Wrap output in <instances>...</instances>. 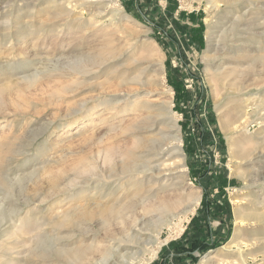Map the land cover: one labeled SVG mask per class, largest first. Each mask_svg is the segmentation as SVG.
Listing matches in <instances>:
<instances>
[{
	"label": "rangeland",
	"instance_id": "obj_1",
	"mask_svg": "<svg viewBox=\"0 0 264 264\" xmlns=\"http://www.w3.org/2000/svg\"><path fill=\"white\" fill-rule=\"evenodd\" d=\"M67 1L0 0V88L10 87V92L0 93V105L5 103L4 107L0 106V142L19 136L22 142L15 147L24 153L21 157L11 158L9 164L6 158L0 159L4 161H0V264H43L42 251L49 256L44 264H72L67 255L60 254V248L68 247L66 250H70L80 246V242L73 244L75 242L70 239L73 228L69 225L62 226L64 229L59 228L55 222L71 211L73 199L81 200L84 208L90 207L89 210L97 213L99 209L96 204L103 202L100 196L118 185L123 164H129L127 159L123 163V154L135 149V153L145 150L137 148L135 137L130 132L112 129L111 124L120 119L116 121L111 118L108 109H96V122H85L68 112L84 98L101 92L104 99L128 93L134 102L147 97L153 104L161 103L164 95L157 82L161 62L165 67V87L173 91L172 116L178 119L182 138V158L186 167L179 175L186 179L185 187L188 190L199 189L202 197L194 215L181 225L177 223L179 228L183 226L182 232H176L177 229L163 232L162 240L167 242L156 259L148 264H200L206 257L213 256L205 264H241L237 249L228 253L222 251L233 239L239 225L235 214L238 205L232 201L234 197L241 199L239 207H242L245 215L246 223L242 227L243 256L249 264H264V154L257 155V161L252 163V157L245 152L239 153V147L231 150L228 138L237 135L221 126V114H232L243 107L252 114L248 106L253 103L264 108V59L260 61L257 58L264 55V0H233L232 3L217 0L215 8H209L207 0H115L122 8L121 14L113 11L108 0H75L74 4L82 3L79 13L83 11V22L58 27L67 36L56 38L57 35L50 31L55 29V24L64 21L56 23V20L49 18L61 12L60 3ZM32 13L36 18H30ZM123 14L126 20L122 18ZM33 21L43 22L40 27L44 31L39 33V26L30 28L27 25ZM81 25L89 42L78 52H72L73 32ZM109 28L111 31H108ZM35 32L38 34L35 35ZM41 34L46 37L45 43L42 40L36 43L37 36ZM21 36L22 42L25 37L28 44L17 46ZM110 39L124 57L118 66L113 67L117 70L115 76L111 75L110 84L121 85L119 92L109 93L117 86L105 85L103 89L96 86L109 78L111 68L99 78L81 77L82 86L75 92L76 95L63 89L67 88L64 85L68 86V90L74 89L71 83L75 77H70L71 80L50 78L45 73L54 66L68 69L78 61L90 63L89 56L96 57L101 45L110 42ZM5 42H8L6 46ZM224 45L229 50L225 52V57L232 58L241 68L238 71H242L241 74L236 73L234 78L241 80L244 93L233 88L231 90L219 82L214 76V62L205 60L214 59L217 50ZM81 55L86 60L81 59ZM135 60L138 64L134 63ZM148 65H151V70L143 75L142 82L146 85L140 89V86L131 83L130 78ZM23 72L27 75L41 74L38 85L29 89L21 82L19 89L17 84L26 75ZM173 82L178 83L181 96L177 95ZM131 89H136V92L131 93ZM147 93L150 94L147 96ZM249 117L250 136L254 142L260 143L259 150L264 153V121L255 122L256 116ZM125 120L126 124L127 120L129 123V119ZM168 123L166 120L162 125ZM84 127L83 132L76 133ZM156 132L158 130L148 134L153 137ZM247 149L251 147L247 145ZM109 151L112 152V160L105 161ZM231 152L236 155L232 156ZM127 179L120 181L121 186L127 184ZM117 191L123 192L125 189L119 188ZM85 200L88 201L87 206ZM182 208H177L175 213H180ZM98 218L95 221L87 220L91 227L81 224V228L93 229V232L102 235L98 231L99 226H96ZM32 228L33 231H30ZM80 229H76L79 232L74 234L77 240L81 238ZM199 246L210 249L206 252H187V249ZM181 247L186 249L184 253H174L175 249L178 252ZM147 254L146 251L142 252L133 263L147 264L146 260L150 258ZM192 259H196L195 262H190Z\"/></svg>",
	"mask_w": 264,
	"mask_h": 264
},
{
	"label": "bare ground",
	"instance_id": "obj_2",
	"mask_svg": "<svg viewBox=\"0 0 264 264\" xmlns=\"http://www.w3.org/2000/svg\"><path fill=\"white\" fill-rule=\"evenodd\" d=\"M73 1H75V0H68L65 3L61 2L60 3V5L62 6L61 12H59V13L53 12L56 15L53 14L54 16L52 15L49 18L51 20H56L57 21V22L55 21L56 23L64 21V23L55 24L54 25L55 29H52L50 31V33L53 32L54 34L57 35L56 38L61 37V35L67 36L65 34V31H62L61 29H59L61 27H64L65 24L70 25L73 22H80V24H81L83 22L82 21L83 20L82 16L84 15L83 11H81L82 13H79L80 12L79 7L82 6V3H75L74 4ZM108 1L112 4L111 7L115 13H119V14L122 13V8L117 5L115 0H108ZM226 1L231 2L233 0H226ZM207 2H208L209 8H215L217 0H207ZM184 3H186V2H184ZM189 4L190 3H188V5ZM249 16H251V15H249ZM30 18H36V16L33 15V13H32V14H30ZM122 18L124 20L127 19L124 14L122 15ZM27 25L30 28L31 27L35 28L36 26L40 27V25H43V22L41 23L40 21L39 22L33 21V22H28ZM52 25H50V26H52ZM83 25L79 26L78 30L73 32V34H74L72 37L73 46L71 48L72 52H74V51L78 52L79 50L82 49L83 46H85L86 42L87 43L89 42L85 36L86 33L85 34L83 33V30H82ZM88 27H89V25H88ZM31 30H33V29H31ZM25 31H26V29H25ZM38 31L40 33V32H43L44 30L41 29V27H40L38 29ZM105 31H106V29H105ZM105 31H102V32H105ZM108 31H111V29ZM84 32H86V31H84ZM221 33H222V31H221ZM21 34H23V33L21 32ZM37 34H38V32H35V35H37ZM69 35H70V33H69ZM138 36H137V38H138ZM45 38L46 37L41 34V35L37 36L35 42L37 43L39 40H42L41 42L45 43ZM111 40H113V39H110V42H104L101 45L102 47H100L99 53L98 54L95 53V54H97L96 57L89 56L90 63L88 62L87 64H82V63H78L79 61L77 60L78 62L76 64H73V65L71 64L72 66H70L68 69L61 68L58 66H54L53 68H51L50 70H48L45 73H47V75L49 74L48 76H50V78H68L71 80L70 77H75V80L72 81V83H71V86H73L74 89L68 90L67 85H64V87H67V88H63L64 92L66 89L67 93H69V94L74 93L73 95H76L75 92H77L79 87L82 86V81H80L81 77L91 76V77H96V78L98 77L99 78L100 75H103L106 73V70L108 68H111V72H109V74H108L109 78H107L106 80H104L102 82L99 81L100 83L97 84L96 86L98 88H101V89H103L105 85L117 86L114 84H112V85L110 84L112 82L111 81V75L115 76V73L117 72V70L113 69V67L117 64H120L119 61L124 57L122 54H120V51H118V49L114 45H112ZM139 40H141V39H139ZM18 41H20V42H18L17 46H21L22 43L25 44V43H27L28 40H26V38L24 37L23 42H22V36H21L18 39ZM7 43L8 42H5V46L7 45ZM135 44L136 43H134V45ZM69 45H71V44L69 43ZM141 46L142 47L144 46L143 42L141 43ZM227 51H229L227 48V45H224L223 48L217 50L214 59L211 60V58H210V59H205V60L209 61V62H211V61L214 62L215 66H216L215 70H214V76L216 77V79L219 82L223 83L225 86L229 87L231 90L237 89L239 93H244L243 83L241 84V82H240L241 80L239 81L238 79L234 78L236 73L241 74L242 71L238 72L239 69H241V68H238V65L236 63H234L232 58H226L225 57V52H227ZM132 53H134V52H132ZM263 54L264 53H262V55ZM80 58L83 60L85 59V57L83 58L82 55L80 56ZM257 58H258V60L262 61L264 59V55L258 56ZM87 59H88V56H87ZM234 59L236 60V58H234ZM145 61H146V59H145ZM152 61H153V59H152ZM81 62L86 63L85 61H81ZM137 62L138 61H136V60L134 61V63L138 64ZM158 64H159V62H158ZM135 67H137V66H135ZM150 70H151V65H148L146 68L144 67L142 72H140L139 74L130 78L131 83L140 86V89H141V87L146 85V83L142 82V80H144L143 75L147 71H150ZM152 73H154V72H152ZM19 74H22V73H19ZM23 74H26V73L23 72ZM123 74H121V77L123 76ZM126 74H128V73H126ZM40 75L41 74H39V73H35L32 75L26 74V75L22 76L20 78V81L17 84L18 88L21 89V85H20L21 82H22V84L27 85L29 89L34 88L35 85L37 83H39ZM129 76H130V74H129ZM157 76H158V81H157L158 85L161 86L160 87L161 88V94L164 95L163 100L159 104H153L151 100L149 101L146 99L147 97L144 100H141L140 102H136V101L134 102L132 100L133 97L131 96V94H128V93H121V94L118 93L120 95L115 94L116 96H113L110 99H104L103 97H101L102 96V92H101V93L96 94L94 96L90 95V97L84 98L82 101L77 103L75 107L72 106L75 104L71 105L72 108L69 110L68 113H70L72 116L76 115V117L83 119L85 122L86 121L96 122L94 119L96 117V114H98V111H96V109H98V107H103L105 109H108L110 111V114H108V115H110L111 118H113L114 120L116 119V121L118 119H120L119 122L111 124L112 129L113 130L121 129L122 132H126V133L130 132L135 137L134 138L135 139L134 144L137 146V148L139 149V147H141L142 149L145 150L141 153L140 152L135 153L134 151L136 149L135 150L132 149L133 150L132 152L130 151L128 153L126 152V154L125 153L123 154V157H124L123 163H126V161H124V160L127 159L129 164H123L122 163L123 167L120 170V174L122 175V178L118 181V185L115 188H113V186H112L113 189H111L109 187L110 190L106 189L107 192L104 193V196H102V197L100 196L101 201H103L104 203L101 202L100 204H96V207L99 209L97 211V213L94 212L93 210H89L90 207H89V209L87 207L84 208V206L82 205L83 203H80L81 200L73 199V200H71L73 203L72 204L70 203V205L72 206L71 211H68L67 213H65L63 216H61V218L57 222H55V225L59 228L64 226V225H69L70 228H73L74 230L72 232L70 239H72V242H75L73 244L80 242V246L75 245L76 248L73 247L70 250H66V248H68V247H66L65 249H63V247L60 248L61 249L60 254L62 256L67 255L70 258V261L72 264H124V263L125 264H136V263H133V261L138 257L139 254H141L144 251L148 252L147 255H150V258L146 260V262L148 264V262L156 259V257L158 255L159 251L161 250L162 246L165 244V242H167V240H162L163 232L165 230H168L170 232H174L176 229H177L176 232H182L183 226H181V228H179L180 226L177 223L179 222V224L181 225V223L184 222L185 220L188 221L190 216L194 215L197 207H199V205H200L201 197H202L201 191L199 189L188 190V188L185 187L186 186V179L184 177L182 178L180 176L181 175L180 173H182L184 171L183 168L186 167L184 165V160L182 158V138L180 136V127L178 125V119H176L172 116L173 113H172L171 107L173 104V102H172L173 91L171 89H166V87H165V83H166L165 67H164V64L162 62L160 63V67L157 70ZM151 82H154V81H151ZM67 84H69V83H67ZM119 87H121V85L118 84L117 89L112 91V92H109V93L119 92L121 90V89H119ZM9 90H10V87L5 86V87L0 88V93H3L5 91H9ZM134 92H136V89H131V93H134ZM149 94L150 93H147V96ZM71 98H73V97H71ZM91 103H93V104H91ZM4 104L2 105L3 107H4ZM248 108H250V110L252 111V114L248 113L246 107L241 108L239 111H236V112L234 111L232 114H231V112L226 113V114H221V126H222V129L228 130L229 132L237 135V137H235V138L233 136H230L228 138L230 147L232 148L231 150H233L234 147L235 148L239 147L238 148V150L240 149L239 153H244V152L248 153L249 154L248 156L252 157L251 160L253 163L254 161H257L256 160L257 155H262L264 153L259 150L260 143L254 142V140L250 136V133H249L250 131L248 130V127L250 125V122H249L250 117L249 116H251V115L256 116L255 122H260V123L263 122L264 121V108H262L260 105L254 104V103H253V105L248 106ZM232 109H234V107ZM9 113H10V111H9ZM70 114H68V115H70ZM4 117H6V116H4ZM126 118L129 119V123L127 120V124H126V120H125ZM166 120L169 121V123L166 125H164V124L162 125V123H164ZM101 121H103V120H101ZM49 126H47V130H48ZM39 129H41V128H39ZM84 130H85V127L79 131H76V133L83 132ZM154 130H158V132H156L157 133L156 135L151 137V135H149L148 133H152ZM31 132L34 133L33 130H31ZM31 132L29 131V133H31ZM46 132H44V133H46ZM139 135H140V137H137ZM41 136H42V134H41ZM21 142H22V138H19V136L18 137L14 136V139L13 138H11V139L7 138L4 141H1L0 142V159L6 158L8 164H9V161L11 158L23 156L24 153L22 151H19L18 147H17L18 149L15 147V146L21 144ZM252 142H254V143H252ZM251 144H253L254 146L253 145L250 146ZM247 145L249 147H251L250 150L247 149ZM134 148H136V147H134ZM231 153H232V156L236 155L235 152H231ZM165 156H166V158H164ZM230 156H231V154H230ZM141 159L143 161H141ZM162 159H164V161H162V163H161L160 160H162ZM111 160H112V152L109 151V153L107 154V156L105 158V161H111ZM0 161H2V160H0ZM2 162H4V161H2ZM11 164H13V163H11ZM6 170H7V168H6ZM5 174H6V172H5ZM21 178L22 177H20L19 179H21ZM124 178H128L127 184L121 186L120 181H123ZM14 179L16 180V178H14ZM60 183H58L57 185H55V184L54 185L58 186ZM8 185H9V183H8ZM63 186H65V185H63ZM10 187H12V185ZM60 187H62V186H60ZM65 187H67V186H65ZM102 187H103V185H102ZM54 188H56V187H54ZM59 188H57V189H59ZM70 188H72V186H70ZM119 188L125 189V191L120 192L121 191L120 190L118 192L117 190H119ZM2 189H4L3 185H2ZM55 191H56V189H55ZM64 192H65V190H64ZM67 192H68V190H67ZM59 193H62V191ZM113 194H115V195H113ZM87 195H89V194H87ZM53 196H55V195H53ZM114 196H115V198H114ZM48 197H50V196H48ZM42 201H44V198ZM42 201H40V202H42ZM232 201H233V203L238 205V210H236L235 214H236V219H237V222L239 223V225L235 231L233 239L230 241V243L227 246H225L223 248L222 251L228 253V252H231V251H234L237 249L239 251V255L241 257V264H249L247 259L243 256V250H242L243 249L242 246L244 245V240H243L244 237L242 235V227H243L244 223H246V222H245V215L243 213L242 207H239L241 199L238 197H234ZM4 203H5V201H4ZM84 203L86 204V206L88 205V201L85 200ZM3 205H5V204H3ZM180 206H183L182 210L180 209L181 212L178 213L179 211H177V213H175V210L177 208H179ZM3 207H5V206H3ZM3 210H4V208H3ZM60 213H62V212H60ZM97 217H99V218H98V221L96 222V226H99L98 231L102 232V235L100 233H98L97 231L93 232V229L92 230L86 229L85 227L83 229L81 228L82 225H84V226L89 225L91 227V225L87 223V220L95 221ZM53 220H55V219H53ZM25 228L23 230H26ZM62 228L64 229V227H62ZM75 228L76 229L81 228L80 233H82V234H81V238L79 240H77L76 235H75L76 237L74 236V234L76 232H79ZM27 229H29V228H27ZM26 231L29 232V230H26ZM30 231H33V228ZM65 231H66V229H65ZM47 239L48 238H46V240ZM61 239L62 238H60V240ZM42 241H43V239H42ZM47 241H49V240H47ZM147 246H150V247L147 248ZM52 250H53V248H52ZM49 251L50 250H48V252ZM219 253H221V252H217V254H219ZM234 255H236V254H234ZM47 256H48L47 252L42 251V256H41L42 259L41 260H42L43 264H44V262H46L45 260H47L46 259ZM213 257H209V258L206 257L207 259L205 258L206 260H203L200 264H205L206 262L210 261ZM38 259H39V257H38Z\"/></svg>",
	"mask_w": 264,
	"mask_h": 264
},
{
	"label": "trees",
	"instance_id": "obj_3",
	"mask_svg": "<svg viewBox=\"0 0 264 264\" xmlns=\"http://www.w3.org/2000/svg\"><path fill=\"white\" fill-rule=\"evenodd\" d=\"M200 29L202 30V27H200ZM178 83H172V85L174 86V88L176 89V91H177V95H180V89H179V85H177ZM181 96V95H180ZM205 205H206V203H205ZM174 247H175V244L173 245ZM180 249V251H178L177 252V249H175L174 250V253H176V254H179V253H184L185 251H186V249L184 248V247H181V248H179ZM208 249H210L209 247H203V246H199V247H197V248H190V249H187V252H194V250H201L202 252H206V251H208ZM191 253H189L190 255H191ZM173 259H175V258H173ZM196 260V259H195ZM195 260L194 259H192L190 262H195ZM164 264H166V263H164Z\"/></svg>",
	"mask_w": 264,
	"mask_h": 264
}]
</instances>
